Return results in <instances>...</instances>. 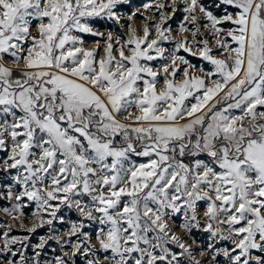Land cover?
Segmentation results:
<instances>
[{
  "label": "snow or ice",
  "instance_id": "obj_1",
  "mask_svg": "<svg viewBox=\"0 0 264 264\" xmlns=\"http://www.w3.org/2000/svg\"><path fill=\"white\" fill-rule=\"evenodd\" d=\"M128 3L0 0V264H264V0Z\"/></svg>",
  "mask_w": 264,
  "mask_h": 264
},
{
  "label": "rangeland",
  "instance_id": "obj_2",
  "mask_svg": "<svg viewBox=\"0 0 264 264\" xmlns=\"http://www.w3.org/2000/svg\"><path fill=\"white\" fill-rule=\"evenodd\" d=\"M147 2H150V0H129V3L127 5L122 6L120 9L121 15L123 16V19L121 20L120 24H116L114 21H111V20H102V21L104 23H107V24L109 23L111 31L113 33L120 35V36H124L125 38H127L125 36V33H126L127 25L130 23L127 20V16L131 12L136 11L137 9H140V11H143V9L141 8V5H143L144 3H147ZM148 15H150V14H148ZM182 15H183L182 13H177L176 17L169 21V23L171 24L173 29H176L178 27V23L180 22ZM141 19H142V17L137 15V17L134 19V21L132 23L134 24V26L136 28L142 30L144 25L141 23ZM96 27L99 28L101 31L109 30L105 27L104 28H100L98 26H96ZM180 38H181L180 36H176V39H180ZM85 39L88 41V47H94L95 45L92 43V41L97 40L99 38L98 37H92V36H85ZM164 46L168 47V48L172 47L171 44H165ZM184 55L187 56V54H184ZM188 58L191 61H193L192 58H194V57L189 56ZM193 63H195V62H193ZM196 64H199L203 68H209L210 67V65H208L206 62H202V61H200V63H196ZM0 175H2V174H0ZM8 182H10V177L8 178V180L4 181V183H8ZM5 190L6 189L0 187V191H5ZM3 206H10V202L2 201V204H0V207H3ZM32 211H34V206L25 209V212L27 213V215L25 217L21 218L23 220V223L27 227H32V225L35 223L34 220L28 218V217H30ZM58 215L65 216L66 219L67 218H70L72 220L78 219L75 212H66V211L62 210L61 213H59ZM0 221L4 222L6 224H12L13 225V231H12L13 235H30V240H31L32 244H35L38 242L39 236L47 235V228H48L47 225H45L44 228L38 229L35 234H28V233L24 232L23 229L18 227L17 222L12 221L11 218L7 217L3 212H0ZM54 225L59 230H66L68 227L67 224H61L58 222H54ZM3 231H4V228L0 227V232H3ZM178 234L182 235L183 233L178 232ZM200 237L202 238V241L201 242L197 241V242L199 244H204L206 246V241L204 240V234L202 236L200 235ZM52 247H56L54 242H52ZM192 247L195 249L197 247V245L193 244ZM49 258H50V254H49Z\"/></svg>",
  "mask_w": 264,
  "mask_h": 264
},
{
  "label": "trees",
  "instance_id": "obj_3",
  "mask_svg": "<svg viewBox=\"0 0 264 264\" xmlns=\"http://www.w3.org/2000/svg\"><path fill=\"white\" fill-rule=\"evenodd\" d=\"M95 23V26H98V27H100V28H107V29H109V30H111V28H110V25H109V23L107 24V23H104L102 20H97V21H95L94 22ZM192 62H195V63H200V60L198 61V59H196V58H192ZM0 204H2V201H0ZM200 235L202 236L203 234L202 233H200V232H198V231H195L194 233H193V237L196 239V241H198V242H201L202 241V238L200 237Z\"/></svg>",
  "mask_w": 264,
  "mask_h": 264
}]
</instances>
